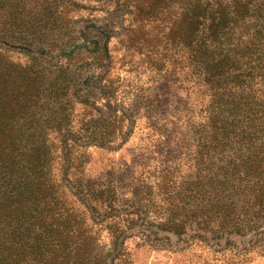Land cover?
<instances>
[{
  "label": "rangeland",
  "instance_id": "obj_1",
  "mask_svg": "<svg viewBox=\"0 0 264 264\" xmlns=\"http://www.w3.org/2000/svg\"><path fill=\"white\" fill-rule=\"evenodd\" d=\"M195 1L0 0V147L33 146L45 207L98 251L58 264H109L116 241L114 264H264V81L219 90L190 64L176 21ZM242 2L264 68V0ZM221 99L244 110L239 140L215 131ZM172 219L186 229L150 234Z\"/></svg>",
  "mask_w": 264,
  "mask_h": 264
},
{
  "label": "trees",
  "instance_id": "obj_2",
  "mask_svg": "<svg viewBox=\"0 0 264 264\" xmlns=\"http://www.w3.org/2000/svg\"><path fill=\"white\" fill-rule=\"evenodd\" d=\"M227 1L226 4L222 1L212 5L208 1L196 0L189 9L179 14V19L176 21L180 28L175 37L182 38V43H187L191 49L190 54L184 53L183 57L188 54L192 62L190 64L203 67L208 74V83L219 87V90L223 89L220 84L228 86L233 81H240L241 77L254 76L257 70L259 77L264 81V68L260 64L262 58L259 59V53L256 54L251 49L258 43L257 33H253L252 38L244 40L243 32H240L238 18L242 14L240 6H243V2L242 0ZM154 4L150 2V5ZM245 7H247L245 14H248L249 5ZM147 10L142 9L145 13ZM226 35L228 37L225 40ZM218 103L222 104L223 109L215 117V131L220 134L227 132L236 134L235 139L239 140L243 135L238 133V129L244 128L242 112L244 110L226 111L225 100H218ZM251 110L252 107H245V111ZM0 123L3 124L2 121ZM262 125L264 127V121ZM263 130L261 127L258 133L264 132ZM5 133L0 126V140L6 142L9 135L4 139ZM26 137L27 134L22 139ZM26 143H30L29 138L26 139ZM32 148L33 146L28 145L16 146L11 151L0 147V264H37L41 260L51 262L48 264H58L85 253L87 256L94 255L88 254V252H98L96 249H90L89 240L75 239L79 231L70 227L61 210L54 209L50 207L51 205L45 207L48 198L42 195L45 182L38 180L39 178L27 169H30L36 160V152ZM28 163H30L29 167H27ZM259 188L262 197L258 207L264 213V184L259 185ZM94 192L100 194L98 190ZM83 196L85 199L86 195ZM86 204L91 207L90 203ZM112 207V202L105 205L109 211ZM124 214L135 215V210ZM141 219L143 220V216ZM171 223L173 225L168 224V227L172 229L161 230L158 227L157 231H150V234L164 235L163 232L175 233L177 230L186 229V222L175 224L172 219ZM231 226L230 222L221 223L218 229L209 232L210 237H204V240L211 242L216 238L213 234L219 232L226 235ZM124 232L126 233L127 230L122 233ZM124 246V241L123 243L116 241L110 246L109 251L112 252L110 255L114 256L109 264H114V260L121 256ZM104 257L106 258V255L102 256Z\"/></svg>",
  "mask_w": 264,
  "mask_h": 264
}]
</instances>
